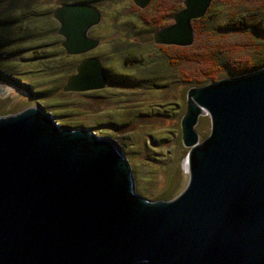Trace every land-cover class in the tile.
Segmentation results:
<instances>
[{"label": "water", "instance_id": "1", "mask_svg": "<svg viewBox=\"0 0 264 264\" xmlns=\"http://www.w3.org/2000/svg\"><path fill=\"white\" fill-rule=\"evenodd\" d=\"M153 0H133L141 9ZM213 0H184L154 43L192 46ZM69 56L98 49L103 13L89 3L53 11ZM102 60H82L65 92L105 89ZM2 92H0L1 94ZM212 131L201 141L199 119ZM190 175L175 199L137 191L114 139L62 126L30 107L0 116V264H264V68L188 92L182 120Z\"/></svg>", "mask_w": 264, "mask_h": 264}, {"label": "rangeland", "instance_id": "2", "mask_svg": "<svg viewBox=\"0 0 264 264\" xmlns=\"http://www.w3.org/2000/svg\"><path fill=\"white\" fill-rule=\"evenodd\" d=\"M38 1L44 3L42 8L52 10L69 3ZM183 2L153 0L141 9L133 0H95L103 20L90 34L102 40L101 46L91 53L65 58L66 52L59 53L49 45V52L53 51L49 62L39 59V50L19 39L15 29H0V70L11 72V80L16 82L0 79V116L37 107L52 113L62 126L89 128L110 137L129 159L141 195L151 201L175 199L190 179L185 170L189 148L182 128L189 90L213 83L208 74L219 79L235 76L229 71L236 59L264 57V0H213L207 14L193 22L196 38L192 46H165L169 56L154 57L160 54L153 40L159 21L183 9ZM239 17L250 26L243 30L223 28L230 19ZM172 22L173 18L167 25ZM89 57L103 61L107 87L65 92L71 72ZM52 60L57 62L55 69L51 68ZM151 77L155 80L147 79ZM112 78H125L129 83ZM205 80L209 81L197 84ZM196 130L201 141L210 136L209 114L200 117Z\"/></svg>", "mask_w": 264, "mask_h": 264}, {"label": "trees", "instance_id": "3", "mask_svg": "<svg viewBox=\"0 0 264 264\" xmlns=\"http://www.w3.org/2000/svg\"><path fill=\"white\" fill-rule=\"evenodd\" d=\"M65 1L69 3L81 2V3H89L96 5L95 3H93L95 2V0H65ZM43 4L44 3L41 4V2L38 0H0V29H4L8 27H12L13 29H15L17 31V34L15 35L18 36L19 39H22L25 42L28 41L31 42L33 47H36L37 51L39 50L40 52L39 59H46L49 62L50 59L52 58L50 54L53 53V51L49 52V49L47 48L49 45L52 46L54 45V48L58 49L59 53H65L66 51L61 44L62 37L58 34V29L60 25L53 16V11L55 9L52 10V9H45V7L42 8L41 5ZM179 11L180 10L173 12L171 18H173L174 15ZM171 18L169 16L164 20L159 21V25L157 29L159 30L167 26L168 24L167 21H169V19ZM249 26L250 23H248L246 20L240 19L239 17V19H233V18L230 19L229 22H227V24L223 26V28H227L229 30H243L244 28ZM165 46L166 45L155 46V48L159 50L160 54L154 57L159 58L160 55L169 56L168 51L165 49ZM168 47L171 46H166V48ZM65 58H70V56L65 55ZM166 58L168 59V57ZM52 61L54 63L52 64L51 68L55 69V67H57V62L56 60L55 61L52 60ZM148 63H149L148 67L152 68L153 64L150 61ZM159 65L161 66L162 64ZM261 68H264V57L253 60L236 59L235 62H233L232 69L229 72L232 73L234 72L235 76H242L253 73ZM66 73L69 74L70 69L69 71L67 69ZM73 73H75V71L71 72V74ZM11 74L12 73L9 72L8 70L7 71L0 70V79L2 78L4 81L16 85V82L11 80ZM235 76H231V77H235ZM208 77H210V80L214 82L223 78H228V76H225L219 79L213 74H208ZM147 79L151 81L155 80L154 77ZM112 80H116V79L112 78ZM116 81L121 82L122 84L129 83L128 82L129 80L125 78H118ZM208 81L209 80H205L204 82L201 83L198 82L197 84L202 85V83L205 84Z\"/></svg>", "mask_w": 264, "mask_h": 264}, {"label": "bare ground", "instance_id": "4", "mask_svg": "<svg viewBox=\"0 0 264 264\" xmlns=\"http://www.w3.org/2000/svg\"><path fill=\"white\" fill-rule=\"evenodd\" d=\"M188 165H189V164H188V160H186V162H185V166H186L185 170L188 169ZM185 166H184V167H185ZM186 171H187V170H186Z\"/></svg>", "mask_w": 264, "mask_h": 264}, {"label": "flooded vegetation", "instance_id": "5", "mask_svg": "<svg viewBox=\"0 0 264 264\" xmlns=\"http://www.w3.org/2000/svg\"><path fill=\"white\" fill-rule=\"evenodd\" d=\"M182 10V9H181ZM103 62V61H102Z\"/></svg>", "mask_w": 264, "mask_h": 264}]
</instances>
